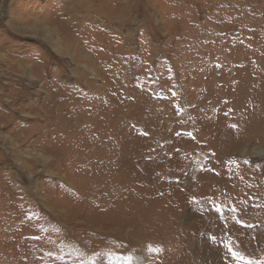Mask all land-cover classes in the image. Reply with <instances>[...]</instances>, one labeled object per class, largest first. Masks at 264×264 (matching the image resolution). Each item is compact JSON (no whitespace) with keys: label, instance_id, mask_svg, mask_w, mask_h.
<instances>
[{"label":"rangeland","instance_id":"374dc122","mask_svg":"<svg viewBox=\"0 0 264 264\" xmlns=\"http://www.w3.org/2000/svg\"><path fill=\"white\" fill-rule=\"evenodd\" d=\"M0 264H264V0H0Z\"/></svg>","mask_w":264,"mask_h":264},{"label":"snow or ice","instance_id":"6c2138e0","mask_svg":"<svg viewBox=\"0 0 264 264\" xmlns=\"http://www.w3.org/2000/svg\"><path fill=\"white\" fill-rule=\"evenodd\" d=\"M235 255V254H234ZM242 259V257H240Z\"/></svg>","mask_w":264,"mask_h":264},{"label":"bare ground","instance_id":"6f19581e","mask_svg":"<svg viewBox=\"0 0 264 264\" xmlns=\"http://www.w3.org/2000/svg\"><path fill=\"white\" fill-rule=\"evenodd\" d=\"M65 226V225H64ZM87 229V228H86ZM76 238V237H75Z\"/></svg>","mask_w":264,"mask_h":264}]
</instances>
